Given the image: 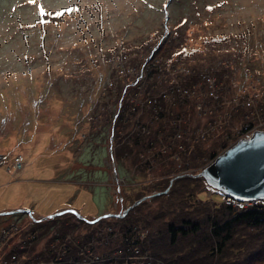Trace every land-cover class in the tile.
<instances>
[{
  "label": "rangeland",
  "instance_id": "374dc122",
  "mask_svg": "<svg viewBox=\"0 0 264 264\" xmlns=\"http://www.w3.org/2000/svg\"><path fill=\"white\" fill-rule=\"evenodd\" d=\"M40 8L53 15L42 17ZM66 8L78 11L55 16ZM209 34L227 38L204 47L202 54L210 51L215 62L209 66L219 69L205 66L195 83L199 103L194 104V114L199 124L187 134L189 141L198 139V149L205 152L213 150L210 145L223 125L229 130L228 144L253 128L264 129V0H0V154L5 161L0 164V213L29 209L39 218L73 210L95 220L142 197L132 206H137L132 216L159 211L161 199L145 197L147 189L179 173L196 174L211 161L208 152L190 163L180 157L181 151L172 159L164 146L163 159L155 160L148 142L135 159L121 154L122 140L145 133L137 118L151 120L150 94L138 99V92L130 98L140 101L137 116L118 119L114 136L106 116L118 108L119 96L123 102L129 99L135 86L120 90L139 73L150 47L146 43L181 41L203 47ZM157 51L154 55L165 54ZM225 61L229 66L221 65ZM178 68L183 72L182 66ZM225 84L230 88L224 94ZM214 87H221L223 98ZM189 89H183L184 96ZM212 110L215 115H207ZM187 186L177 185L180 195L162 197L167 201L163 209L197 219L225 203L209 191L187 200ZM31 228L37 237L26 246L22 234ZM41 230L30 226L23 213L0 215V264H6V253L14 245L21 250L14 252L18 260L30 264L42 263L43 254L38 253L43 250L55 254L59 240H47ZM94 230L92 235L100 237L101 230ZM32 254L38 255L29 259ZM9 260L17 262L11 256Z\"/></svg>",
  "mask_w": 264,
  "mask_h": 264
},
{
  "label": "trees",
  "instance_id": "16d2710c",
  "mask_svg": "<svg viewBox=\"0 0 264 264\" xmlns=\"http://www.w3.org/2000/svg\"><path fill=\"white\" fill-rule=\"evenodd\" d=\"M206 37L203 41V47L183 45L181 41L175 45L158 41L152 45L145 44L150 47L140 64L139 73L135 72L136 76L129 83L125 82L120 91L125 92V89L129 86H135V88L129 95L128 100L123 102V95L119 96L116 101L118 108L111 115L106 116L112 122L111 135L114 136L113 127L122 116L124 120L126 119L125 114H129L128 117L132 116L133 118L137 116L140 101H134L130 98L138 92L140 93L137 94V97L135 96L138 99H142L148 94L154 96V98L147 100L154 111L151 120L147 123L137 118L138 126L145 127L143 131L145 133L138 134L137 132L132 137L122 140L121 144L125 145V150L121 154L129 153L135 159L139 149L145 147L148 142L149 147L153 149L155 160L163 159L164 152L167 150L166 147H168V155L170 154L172 159L173 157H179L181 151L180 157L184 156L190 163L208 152H205V149L202 151L198 149L200 143L198 139L194 140V137L191 141L187 139L188 132H191L192 128L199 124V118L196 119L194 114V104L198 102L196 97L198 90L195 83L198 78L204 75L202 73L205 71L203 69L206 68L205 66L212 67L214 71L219 69L217 65L209 66L215 62L210 51H206L204 55L202 54L204 47L207 45L215 46L217 42L227 37L219 34H209ZM157 49H162L165 54L160 55L161 57L158 54L154 55L158 52ZM114 51L115 49H111L110 52ZM231 58L228 61H231ZM228 61L223 62L221 65L224 67L229 66ZM120 63H122V60H120ZM179 63H182V65H179ZM180 66L184 69L183 72L178 70ZM144 74L146 76L142 78ZM214 74L216 73L214 72ZM219 77H222V73ZM148 78H150V81ZM138 79H140L139 85L141 83L142 86L139 91L136 88ZM225 86L224 94L230 88V84H225ZM186 88H190L189 94L184 96L183 89ZM220 88L214 87V93L223 98L222 92H220L222 89ZM209 91L211 92V90ZM131 107H133V110L129 112ZM231 107L234 108V106ZM122 108L125 109L124 113L120 112ZM215 113L212 110L207 115L212 116ZM180 115L184 117L183 126L179 123L183 119ZM178 129H181V135H179ZM216 132L219 137L210 145L209 150L213 149L208 152L210 160L242 136H237L233 142L228 144L225 138L229 133L227 126L223 125ZM113 136L110 137V142ZM216 145L218 146L217 149H215ZM164 146L166 147L164 148ZM163 150L165 151L162 152ZM4 162V156L0 154V164ZM194 174L195 172L179 173L169 177L165 183H154L147 189L145 197L161 199L159 211L156 213L149 212L132 216V211L136 209V206L128 209L124 215L100 216L92 221L80 219L71 211L52 217L39 218L23 213L29 218L30 226L38 229L43 228L41 233L47 234V240H59L60 249L58 246L59 250L56 249L55 254L49 248L48 251L43 250L38 253L43 254L41 264H86L83 261L89 264H115L114 261L117 258L122 259L124 264L263 263V200L250 202L242 208L222 202L215 205L211 211L207 210L204 215L199 216L197 219L186 215L184 212L177 211L171 214L168 210L163 209L164 203L167 201H163L162 197L171 192L180 195L177 185H181V187L188 185L185 190L187 200H190V198L192 200L199 192L207 191L210 194L216 193L223 199L229 198L208 186L201 176ZM192 185L196 188L194 189ZM10 214H22V212L12 211ZM0 215L2 214L0 213ZM106 217L111 218L106 219ZM155 221L158 222L155 223ZM77 226L84 228V231H77ZM97 228L99 231L101 230L99 232L101 236H98V239L92 235L95 234L94 229ZM29 234H32V237L27 238ZM22 235L24 236L21 241L26 246H28L27 242L29 240L34 241L37 237L33 228ZM16 250L19 249H17V245H14L7 251V257L4 259L6 264L32 263V261H19L17 254L14 253ZM111 250H113V254ZM19 251L21 252V250ZM38 254H32L29 259L35 258L34 256ZM10 256L13 257V260L17 259V262L10 261Z\"/></svg>",
  "mask_w": 264,
  "mask_h": 264
},
{
  "label": "water",
  "instance_id": "95a60500",
  "mask_svg": "<svg viewBox=\"0 0 264 264\" xmlns=\"http://www.w3.org/2000/svg\"><path fill=\"white\" fill-rule=\"evenodd\" d=\"M195 175L201 176L208 186L226 197L242 202L264 201V130L255 129L242 135ZM142 198L135 200L120 212L104 213L102 216L124 215ZM67 211L69 210H60L48 217ZM70 211L80 219L92 221L73 210ZM20 212L32 215L29 209ZM9 213L11 212L1 214Z\"/></svg>",
  "mask_w": 264,
  "mask_h": 264
},
{
  "label": "snow or ice",
  "instance_id": "6c2138e0",
  "mask_svg": "<svg viewBox=\"0 0 264 264\" xmlns=\"http://www.w3.org/2000/svg\"><path fill=\"white\" fill-rule=\"evenodd\" d=\"M29 2L32 3V2H34V0H29ZM217 6H219V5H217ZM208 10L211 11V10H212L211 7H209ZM39 11H40L42 17H43L44 15H53L52 13H45L44 10H43V8H40ZM75 11H78V9H75V8H66V9H63V10L60 11V12H56V13H55V16H56V17H60V16H62V15L65 14V13L71 15V14H72L73 12H75ZM44 22H45V21H43V20L40 21V23H44ZM33 26H34V25H33ZM217 39H219V38H217Z\"/></svg>",
  "mask_w": 264,
  "mask_h": 264
},
{
  "label": "built area",
  "instance_id": "2783aa9c",
  "mask_svg": "<svg viewBox=\"0 0 264 264\" xmlns=\"http://www.w3.org/2000/svg\"><path fill=\"white\" fill-rule=\"evenodd\" d=\"M255 129H261V130H264L263 128H253L252 130H255ZM251 130V131H252ZM224 201H225V204H234L235 206H237V207H240V208H242V207H244V206H246L247 204H249L250 202H242V201H237V200H233L232 198H225L224 199Z\"/></svg>",
  "mask_w": 264,
  "mask_h": 264
}]
</instances>
